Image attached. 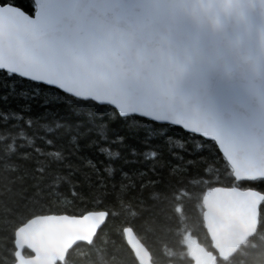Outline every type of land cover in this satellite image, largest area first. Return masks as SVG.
Here are the masks:
<instances>
[{"label":"snow or ice","instance_id":"6c2138e0","mask_svg":"<svg viewBox=\"0 0 264 264\" xmlns=\"http://www.w3.org/2000/svg\"><path fill=\"white\" fill-rule=\"evenodd\" d=\"M163 2L0 0V264H89L108 240L151 264L137 234L180 232L192 204L210 239L183 235L194 264H264V135L184 90Z\"/></svg>","mask_w":264,"mask_h":264},{"label":"water","instance_id":"95a60500","mask_svg":"<svg viewBox=\"0 0 264 264\" xmlns=\"http://www.w3.org/2000/svg\"><path fill=\"white\" fill-rule=\"evenodd\" d=\"M185 4L186 0H164L159 9L165 24L158 40L165 60L182 70L184 90L222 123L264 135V64L237 67L228 39L209 35L191 23L182 14Z\"/></svg>","mask_w":264,"mask_h":264},{"label":"trees","instance_id":"16d2710c","mask_svg":"<svg viewBox=\"0 0 264 264\" xmlns=\"http://www.w3.org/2000/svg\"><path fill=\"white\" fill-rule=\"evenodd\" d=\"M2 103L3 101H0V104ZM9 103L15 105L16 102L10 100ZM39 105V99L31 101V107L34 112L43 111ZM116 130L120 134L129 137L128 142L136 144L137 147L140 146L138 141L144 138V133L142 131L138 134H133L119 126H117ZM168 131L172 134V142L168 145V149L169 151L175 149L173 154L179 156L183 142L176 139V137L181 136V132L178 129H169ZM150 143L163 147L160 141L156 139L151 140ZM192 143L199 149V140L193 141ZM205 147L207 146L205 145ZM83 154L95 161L104 159L103 156L97 155L94 149H86ZM145 195L151 198L150 193H145ZM185 214L186 219L180 226V232H177L175 228L171 230H161L147 239L144 238L142 233L137 234L141 242L146 243L151 253V264H193L190 257L187 255L186 247L182 243L185 233H190L191 236L202 245L207 246L210 244V239L207 237L206 231L202 226V214L200 213L199 206L195 204L190 205L185 209ZM119 244V249L114 251L111 240H108L106 244L101 243L99 244V250L85 257V260L88 261L89 264H117V262H119V264H133L134 256L127 247L125 241L120 240ZM114 255L116 258L115 260L113 259Z\"/></svg>","mask_w":264,"mask_h":264},{"label":"clouds","instance_id":"9594fccd","mask_svg":"<svg viewBox=\"0 0 264 264\" xmlns=\"http://www.w3.org/2000/svg\"><path fill=\"white\" fill-rule=\"evenodd\" d=\"M182 14L232 45L237 67L264 64V0H186Z\"/></svg>","mask_w":264,"mask_h":264}]
</instances>
